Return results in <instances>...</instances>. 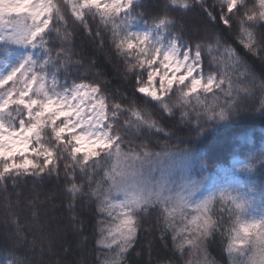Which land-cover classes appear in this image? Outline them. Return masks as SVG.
Masks as SVG:
<instances>
[{"label": "snow or ice", "instance_id": "obj_1", "mask_svg": "<svg viewBox=\"0 0 264 264\" xmlns=\"http://www.w3.org/2000/svg\"><path fill=\"white\" fill-rule=\"evenodd\" d=\"M194 11L203 20L195 34L180 18ZM74 33L93 51L113 50L130 94L88 74ZM206 61L215 67L206 71ZM81 93L93 102L87 120L70 103L83 100ZM257 105L264 117V0H0V189L57 181L81 238L86 227L77 209L85 197L97 217L119 220L107 235V221L97 220L96 264H127L138 234L156 229L158 243L168 247L170 237L182 264H218L208 253L213 244L226 264H264V181L252 178L264 174V155L259 168L250 157L221 176L200 163L197 147L210 129L254 116ZM154 136L165 137L160 152L149 148ZM54 196L33 190L18 197L31 212V241L9 208L4 223L13 243L3 249L4 264H33L16 255L17 244L45 254L41 213L55 207ZM145 250L151 256V240Z\"/></svg>", "mask_w": 264, "mask_h": 264}, {"label": "trees", "instance_id": "obj_2", "mask_svg": "<svg viewBox=\"0 0 264 264\" xmlns=\"http://www.w3.org/2000/svg\"><path fill=\"white\" fill-rule=\"evenodd\" d=\"M145 2L154 4L157 0H145ZM211 2L213 0H209V3ZM180 18L183 20L186 30L191 31L193 34L198 31V26L203 23L198 11L181 14ZM69 23L71 24V20ZM77 33H79V29H77ZM233 35H235V31ZM74 50L78 53V56L84 57L88 74L92 78L99 75L104 81L109 82L112 90L130 94V87H125V81L123 80V62L114 55L112 49L106 46L101 51H93L89 42L80 41L79 36L76 35V47ZM89 58L95 61L96 66L94 68L88 67ZM214 67V65L209 67L207 61L205 62L206 71L212 70ZM256 95L259 97L260 93L257 91ZM243 107L251 110L252 102L245 101ZM163 122L167 126H171L172 123L167 119ZM184 134L183 132L180 133V135ZM143 139H145L143 135L137 138L133 146L138 147ZM148 139L151 141L149 144L151 150L162 151L160 145L165 142V137L154 136ZM197 147L200 163L207 165L209 170L214 169L217 171L221 167L231 165L234 160L248 162L250 157L256 158L252 162L256 163L257 168H259V159L264 155V117L259 115L258 105L254 116L210 129L206 138H201ZM61 176L63 177V173ZM253 176L259 182L264 181V174L260 172L254 173ZM33 190L39 192L42 199L50 192L55 193V196L52 197L55 201V207L49 206L46 212L41 213V222L47 224L49 233L44 245L45 254L40 255L39 246L33 250L23 244H17L16 255L22 260L33 262V264H61V262L63 264H96L100 256L96 244L97 239L100 238V227L97 226V220L102 221V216L97 217L96 214L97 205L89 202L87 197L84 198V205L78 207L77 211L82 213L84 219L86 227L85 238L76 236L68 223L67 197L63 193L62 185L55 180L43 181L39 185L29 181L26 184L21 183L15 188L9 184L7 191L0 189V256L7 259L8 253L3 251V249L10 247L13 243L8 235L11 228L9 227L6 231L4 223L9 214V208L15 212L21 227L24 229L29 241H31L32 231L35 229L32 224L31 212L22 202H18V197L23 201L31 197ZM54 215L59 217L61 221L59 225L52 219ZM151 222L155 223V220L153 219ZM138 235H140V243L133 246L134 250H130L127 256V264H148L150 259L159 261L164 257L175 261V264H182L184 258L179 257V254L176 256L172 254L170 237L168 247L158 243V229L154 230L153 236ZM149 240L153 242L154 248L151 256L145 250ZM208 253L218 261V264H226V254L221 256L217 244L210 245ZM187 259L195 262L198 258L195 259L194 256H189Z\"/></svg>", "mask_w": 264, "mask_h": 264}, {"label": "rangeland", "instance_id": "obj_3", "mask_svg": "<svg viewBox=\"0 0 264 264\" xmlns=\"http://www.w3.org/2000/svg\"><path fill=\"white\" fill-rule=\"evenodd\" d=\"M169 75H171V72L169 73ZM156 81H157V86H158L159 77L156 78ZM81 95L84 96L83 100H81L80 97L78 96L76 99L70 100V103L74 104V105H77L79 110H80L81 117L84 118L85 120H87L89 117H91V114L93 112V109L91 107V103H93V102H90L88 96L85 95L84 93H81ZM72 114H73V119H76L75 110H73ZM92 118H94V117H92ZM60 119H64V117H61ZM58 123H59V121H58ZM77 131H79V129H77ZM65 135H68V133L66 132ZM82 154L83 153H80V155H82ZM236 161H240V160H234L231 165H229L227 167H221L215 172L218 173L219 175L223 176L225 174L224 170L232 167L236 163ZM123 167H124V165L122 163L121 164V168H123ZM137 170H139V166L138 165H137ZM142 173H143V179H145V180H150L151 179V177L148 175L147 166H145L143 168ZM157 176H158V173H157ZM244 178L245 177L242 174L241 179H244ZM252 178L254 180H256L257 183H259L257 178L254 177L253 175H252ZM105 187H107V185H105ZM191 211H192L191 209L188 210L189 214L191 213ZM101 216H102V221H107L105 224L102 225V227L105 228V233L104 234L107 235V228L110 227V226L111 227H115L117 224H119V220L113 221L111 218H107L104 215H101ZM177 223L179 225V217H177ZM239 246H243V245H239ZM226 257H227V254H226ZM194 258L197 259L196 256H194ZM5 260H6L5 258H0V264H4Z\"/></svg>", "mask_w": 264, "mask_h": 264}, {"label": "bare ground", "instance_id": "obj_4", "mask_svg": "<svg viewBox=\"0 0 264 264\" xmlns=\"http://www.w3.org/2000/svg\"><path fill=\"white\" fill-rule=\"evenodd\" d=\"M0 258H2V257L0 256Z\"/></svg>", "mask_w": 264, "mask_h": 264}]
</instances>
